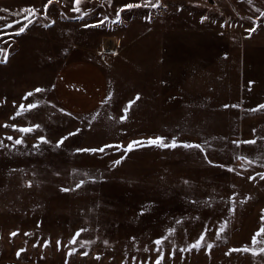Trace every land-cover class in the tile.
Segmentation results:
<instances>
[{
    "label": "rangeland",
    "instance_id": "1",
    "mask_svg": "<svg viewBox=\"0 0 264 264\" xmlns=\"http://www.w3.org/2000/svg\"><path fill=\"white\" fill-rule=\"evenodd\" d=\"M163 5L149 35L140 20L106 34L50 20L23 38L0 18V264H264V0ZM88 55L108 98L75 117L50 79Z\"/></svg>",
    "mask_w": 264,
    "mask_h": 264
},
{
    "label": "crops",
    "instance_id": "2",
    "mask_svg": "<svg viewBox=\"0 0 264 264\" xmlns=\"http://www.w3.org/2000/svg\"><path fill=\"white\" fill-rule=\"evenodd\" d=\"M145 2L146 0H80V3L76 5L74 0H52L51 4L48 0H0V9H7V11H0V18L6 19L8 24L10 19L17 20V23L13 22V25L15 24L18 31L26 26L25 30L19 33L23 38L33 35L35 30L41 28L51 32L56 25L50 20H61L65 25L77 23L85 27L86 31L90 28L102 34L109 33L111 26L114 32L124 28L125 20L129 19V23L140 20L145 27H150L145 33L149 35L159 30L155 29L154 25H162L164 22L167 12L163 4L168 0H150L147 7L119 11L128 3L143 5ZM151 3L158 6L153 8ZM109 4L112 6L109 7ZM46 5L47 8H45ZM74 8H78L79 11ZM25 9L35 10V15L32 12L23 11ZM118 12L119 15H117ZM197 17L199 23L201 19L200 16ZM35 20H48L50 24L42 27L39 23L35 24ZM70 20L80 21L73 23ZM89 20H95L96 23ZM91 22L93 26H90ZM8 33L15 32L8 30ZM50 83L57 106L71 116L92 115L102 109L107 102L109 81L105 67L98 61L97 56L65 59L53 71Z\"/></svg>",
    "mask_w": 264,
    "mask_h": 264
},
{
    "label": "snow or ice",
    "instance_id": "3",
    "mask_svg": "<svg viewBox=\"0 0 264 264\" xmlns=\"http://www.w3.org/2000/svg\"><path fill=\"white\" fill-rule=\"evenodd\" d=\"M48 2H49V4H51V3H52V0H48ZM250 2H251V0H250ZM79 3H80V0H74V4L78 5ZM149 3H150V0H146V2H145L143 5H141V4H139V3H137V4L128 3V4L124 5L123 8H121L119 11H123L124 9L138 8V7H141V6L147 7V6H149ZM157 6H158L157 4H155V3H151V7L155 8V7H157ZM45 8H47V5L45 6ZM74 10L79 11L78 8H74ZM0 11H7V9H0ZM23 11H26V12H32V14L35 15V10H33V9H25V10H23ZM117 15H119V12L117 13ZM262 15H264V14H262ZM25 27H26V26L21 27V28L19 29V32H18L17 34L22 33V32L25 30ZM249 31H254V29H249ZM0 51H2V50H0ZM36 91H37V92H40V91H42V90H41V89H36ZM27 95H28V96H31L32 93H28ZM22 107H23V106H22ZM28 107H29V109H33V108L37 107V105H35V104H30ZM261 107L264 108V105H262ZM123 118H124V117H121V119H123ZM36 127H38V126H36ZM19 130H20V131H23V132H30V131H32V129H28V128L19 129ZM75 134H76V133H69L70 136H71V135H75ZM9 139H12V138L9 137ZM40 139H41V142H44V143L47 142V141H46L44 138H42V137H41ZM65 139H67V137H62L61 140H59V141L57 142V147H59V146L63 143V141H64ZM163 140H164L163 137H157V138H155V139L149 140L148 143H149L150 145H158V146H160V147H173V148H175V147H184V148H189V149H198L200 152H204V151H205V149H204V148L202 147V145H200V144H190V143H180V144H178V143L176 142V140H173L170 144H165V143L163 142ZM21 142H22V141L19 140V139H17V140L15 141L16 144H20ZM136 143H140V142H132V143H130V144L128 145V147H127L126 150H127V151H131L132 148H133V144H136ZM243 143H255V141H244ZM105 147H106V146H105ZM77 151H78V152H90V151H91V152H95V151L103 152V151H104V147H101V148H99V149H77ZM119 163H120L119 160L114 161V164H119ZM209 163H211V161H209ZM229 170L231 171L232 169H229ZM261 178L264 179V175H262ZM82 183H83V181H81L80 183H78V184H77V187H80ZM64 191H68V189H64ZM223 231H224L223 228H220V229H219V232H220V233H222ZM261 232L264 233V229H261ZM170 234H171V233H170ZM11 235L15 236L16 233H12ZM76 235L79 236V233H77ZM218 238H219V237H218ZM164 239H167V237H165ZM75 242H76L75 240L71 241V243H75ZM155 243H156L157 245H160V244L163 243V240L158 239V240L155 241ZM58 244H59V242H58ZM205 244H206L205 237H204V235H201V237L196 241V243H194L193 245H191V248L188 249V250H191L192 248L199 249L200 247L205 246ZM207 247H208V248H211L212 245L208 244ZM247 250H248V249H245V251H247ZM261 251L264 252V249H261ZM17 255H19V253H17ZM85 255H86V253H85ZM157 264H160V261H159V260L157 261Z\"/></svg>",
    "mask_w": 264,
    "mask_h": 264
},
{
    "label": "bare ground",
    "instance_id": "4",
    "mask_svg": "<svg viewBox=\"0 0 264 264\" xmlns=\"http://www.w3.org/2000/svg\"><path fill=\"white\" fill-rule=\"evenodd\" d=\"M117 43L116 41H114V39H109L107 40V38L105 39V46L110 48V49H114L116 47Z\"/></svg>",
    "mask_w": 264,
    "mask_h": 264
},
{
    "label": "built area",
    "instance_id": "5",
    "mask_svg": "<svg viewBox=\"0 0 264 264\" xmlns=\"http://www.w3.org/2000/svg\"><path fill=\"white\" fill-rule=\"evenodd\" d=\"M102 48H103V51L109 52V53L113 52L116 49V47L114 49H110V48L106 47L105 42L103 43Z\"/></svg>",
    "mask_w": 264,
    "mask_h": 264
}]
</instances>
